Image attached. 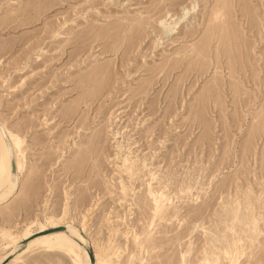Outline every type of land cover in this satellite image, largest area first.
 <instances>
[{"label":"rangeland","instance_id":"obj_1","mask_svg":"<svg viewBox=\"0 0 264 264\" xmlns=\"http://www.w3.org/2000/svg\"><path fill=\"white\" fill-rule=\"evenodd\" d=\"M0 121L5 236L51 215L94 256L109 215L120 264H264V0H0ZM1 240L0 264H84Z\"/></svg>","mask_w":264,"mask_h":264},{"label":"bare ground","instance_id":"obj_2","mask_svg":"<svg viewBox=\"0 0 264 264\" xmlns=\"http://www.w3.org/2000/svg\"><path fill=\"white\" fill-rule=\"evenodd\" d=\"M196 7H197V4H194L193 7L191 8V10L189 9L186 12L190 13L192 11H195ZM185 16H186V13H184L182 15L181 19L184 18ZM176 25H177L176 22L175 23H172V22L169 23L166 20H162L161 21V26H162L163 34L166 35V34H169V33H173L175 31V29H176ZM6 134L8 135V137L10 139L9 143H7ZM12 134L9 133V131H7V129L5 128V125L3 123H1V121H0V150H1L0 151V180H2V183L0 182L1 183L0 184V208L2 207V205L7 203L9 200H11V198H13V196L17 193V190H18V187H19L18 179H20L21 166H20V164L18 162V159H17V152L15 150L16 144H15V140H14V137H13ZM129 159H130V157H129ZM129 159L125 158L123 160V166H121L120 169L123 170V171H127L130 174L132 171H131V164H130ZM13 167L15 168V173L13 172ZM17 175H18V179H17ZM121 188H122V192L125 193L124 187H121ZM149 192H150V195L154 197V201H157L158 199H162L164 197L163 193H158V192L156 193L154 191H149ZM146 198H147V196H146ZM149 203H151V202H149ZM94 206L96 207V205H94ZM148 209H150V208L148 207ZM91 210L94 211V208H92ZM92 214H93L92 212L88 213L86 215V217L84 218V221H83V224H82L84 230H85V228L87 227V225H88V223L90 221L89 219H87V217L89 215H92ZM11 215H13V213H7V215H6L7 219ZM168 216L169 215H167V217ZM45 217H46V223L47 224H39L37 222L32 221L29 224L25 225V229L23 230L22 235H20L18 238L14 237L13 234H10L9 236H5V232L4 233L0 232V236H1V239H2L1 242L4 243L5 241H7L8 246L12 245V247L10 249L11 252L9 254L10 258L12 259V262H14V263L18 262L20 259H22L27 254L28 251H30L32 249L39 250V249L43 248L45 251H49V250L53 251L55 249L64 250L65 251V250L69 249L72 245H75L83 254V260H84L83 262H84V264H94V260L96 261L95 264H120L121 263V258H122V254H123L124 251H123V249L121 247H118L117 244H116V237H117V235L119 234V231H120L119 230V226L117 225V223L119 221H113L112 220L113 217L111 218L109 215H106L105 223L107 222V224H108L107 227L109 226L108 227L109 236H108V239H107L108 241L107 242H103V243H101L100 241H96L95 242V253H94V256H93L92 253H90V255H89L88 251L83 248L82 244L79 241H77L73 237L69 236V234H71L72 236H76L78 239L82 240V242H83V238L81 237V233L79 231H77L73 227H69L68 228L69 232L54 231L57 228H59V227H56V225H57L56 221L59 220V219H57L55 216H51V215L50 216H45ZM162 217H164V216H162ZM122 219L124 220V218H122ZM258 222H260V221H258ZM90 226H89V228H90ZM35 227L37 228L36 231L33 230ZM235 228H236V226H235ZM242 230H244V229H242ZM50 231H53V232L48 234V232H50ZM257 231H258V229H257ZM127 236H128V234H127ZM135 236H137V235H135ZM35 237H37V238H35ZM219 237H221V236H219ZM235 237H236V235H235ZM137 238L138 237H135V239H137ZM241 243H243V242H241ZM229 245H230V243H229ZM0 248L3 249V246H1V244H0ZM227 248H229V247L227 246ZM248 251H249V249H248ZM232 254H233V252H232ZM232 254H231V256H232ZM240 254H241V249H240L239 255L237 254V257L240 256ZM244 255L245 254L243 253V256ZM239 261H241V260H239ZM205 263H207V264H217L218 261L215 263L214 260L213 261H209L208 260Z\"/></svg>","mask_w":264,"mask_h":264},{"label":"water","instance_id":"obj_3","mask_svg":"<svg viewBox=\"0 0 264 264\" xmlns=\"http://www.w3.org/2000/svg\"><path fill=\"white\" fill-rule=\"evenodd\" d=\"M13 172L15 173V168L13 167Z\"/></svg>","mask_w":264,"mask_h":264}]
</instances>
